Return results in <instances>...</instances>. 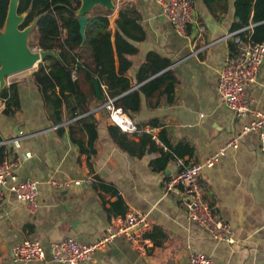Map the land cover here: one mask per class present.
Listing matches in <instances>:
<instances>
[{
    "label": "crops",
    "instance_id": "0c3cea01",
    "mask_svg": "<svg viewBox=\"0 0 264 264\" xmlns=\"http://www.w3.org/2000/svg\"><path fill=\"white\" fill-rule=\"evenodd\" d=\"M123 1L136 6L145 29V39L135 42L139 51L131 57L128 74L135 79L149 51L168 58L177 78L172 101L164 95L159 106L150 107L143 99L137 110L127 112L136 128L127 133L110 122L113 101L107 103L112 98L99 83L101 93L86 102V112L69 119L63 109V122L55 125L28 78L43 59L5 75L0 88L14 84L19 105L6 115L0 99V158L21 156L22 163L3 187L0 264H61L49 259L51 243L65 237L92 243L105 234L113 217L129 209L147 215L154 247L138 255L122 238H115L93 260L78 264H188L190 249L208 254L216 264H264V156L256 131H244L253 115L236 116L217 93L219 71L236 49L231 39H221L238 22L234 0H223L225 8L217 16L203 0H195V23L183 35L158 14L155 0H118L109 17L112 41L113 18ZM15 2L9 1L8 11L16 17ZM92 9L88 16L94 14ZM199 24L204 31L198 30ZM19 30L28 31L26 46L40 51L35 22ZM0 31L5 33L6 24ZM247 98L253 110L264 113V61L256 81L247 87ZM93 122L94 129H88ZM233 137H238L237 146L227 148L213 165H204L199 177L204 198L217 205L232 227L235 242L224 243L188 220L184 204L174 194L163 195L161 184L177 169L174 154L184 163H203ZM11 139L16 141L7 143ZM27 176L38 181L35 213L10 189ZM28 240L46 249V260L14 259L13 248Z\"/></svg>",
    "mask_w": 264,
    "mask_h": 264
},
{
    "label": "trees",
    "instance_id": "16d2710c",
    "mask_svg": "<svg viewBox=\"0 0 264 264\" xmlns=\"http://www.w3.org/2000/svg\"><path fill=\"white\" fill-rule=\"evenodd\" d=\"M222 1L203 0L213 16L224 10ZM8 4L9 0H0V28L5 23ZM80 5L81 0H18L17 13L25 15L19 28L35 21L37 46L41 51L54 54L45 56L28 76L41 96L48 119L59 125L63 122V109L69 119L86 112V102L96 96L95 76L98 84L106 85L113 106L126 113L137 110L143 99L150 107L159 106L164 95L166 101L171 102L177 78L168 68L171 65L168 58L149 51L135 79L128 74L131 57L139 51L135 42L145 39V29L136 6L123 1L118 7L112 22V41L110 10L96 5L102 11L87 18L82 42L77 14ZM234 15L238 22L233 24L232 30L253 24L251 40H264V0H234ZM244 34L243 31L241 35ZM0 99L4 103L2 112L12 115L19 105L15 85L5 86L0 91ZM69 125L72 132L73 123ZM87 126L94 129L95 122ZM163 143L167 146V141ZM0 155H3V146ZM172 158L178 156L174 154Z\"/></svg>",
    "mask_w": 264,
    "mask_h": 264
},
{
    "label": "built area",
    "instance_id": "2783aa9c",
    "mask_svg": "<svg viewBox=\"0 0 264 264\" xmlns=\"http://www.w3.org/2000/svg\"><path fill=\"white\" fill-rule=\"evenodd\" d=\"M158 14L166 19L175 31L183 35L189 25L195 23V0H155ZM115 8V7H114ZM113 10V9H112ZM253 24L226 33L221 39H231L236 46L224 62L219 71L217 93L222 105L236 116L252 114L253 119L244 131H256L259 150L264 156V113L253 110L247 98V87L254 83L264 61V40H251ZM199 31H204L202 24ZM244 35H241L242 32ZM108 100V104L112 103ZM109 120L120 130L134 133L136 128L132 118L121 108H111ZM16 139L8 140L14 143ZM238 137H233L224 147L202 162L184 163L176 158L177 169L171 172L161 184L163 195L174 194L185 206L188 220L198 224L213 240L233 243V230L217 210V205L204 198L199 177L204 165H213L225 154L227 148H235ZM21 156L6 154L0 161V206L3 201V187L14 173L20 168ZM16 198L23 201L31 213L38 211V181L27 176L10 186ZM152 224L145 213L129 209L122 216L113 217L107 231L98 240L83 244L71 237L50 244L49 259L61 264H78L81 261L93 260L95 254L106 247L115 238H122L138 255H146L154 247L151 237ZM13 257L21 262L44 261L47 259L46 249L38 241H24L17 244L13 250ZM188 264H216L206 253L189 250Z\"/></svg>",
    "mask_w": 264,
    "mask_h": 264
},
{
    "label": "water",
    "instance_id": "95a60500",
    "mask_svg": "<svg viewBox=\"0 0 264 264\" xmlns=\"http://www.w3.org/2000/svg\"><path fill=\"white\" fill-rule=\"evenodd\" d=\"M113 1L114 0H81V5L77 10V14L79 15V32L82 42L85 39V23L89 17L87 13L92 7L99 4L103 5L106 9L112 10L115 7ZM17 5L18 0L15 2L13 10L16 17L7 10L4 23L6 24V31L5 33L0 31V86H2L4 83L5 75L27 70L34 66L36 61L44 59L47 55H54L51 52L41 50L31 51L26 46L25 38L27 37L28 31L21 32L18 28V25L21 24L17 23L20 19L19 17L23 16L24 14L17 13ZM9 7L10 3L8 4V8ZM94 84L96 93L99 95L101 91L97 80H94ZM1 90L2 88H0V91Z\"/></svg>",
    "mask_w": 264,
    "mask_h": 264
},
{
    "label": "rangeland",
    "instance_id": "374dc122",
    "mask_svg": "<svg viewBox=\"0 0 264 264\" xmlns=\"http://www.w3.org/2000/svg\"><path fill=\"white\" fill-rule=\"evenodd\" d=\"M118 2V0H114L113 1V4L115 5L116 3ZM93 11V12H92ZM92 13H94V14H96V13H99V12H101L102 11V9H101V7L99 6H94L93 7V9H92ZM112 13H113V11L112 10H110V13H109V17H112L111 15H112ZM36 36H37V34H36Z\"/></svg>",
    "mask_w": 264,
    "mask_h": 264
}]
</instances>
